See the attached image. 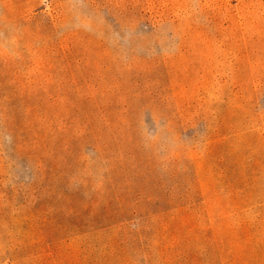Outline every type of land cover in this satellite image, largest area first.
Returning <instances> with one entry per match:
<instances>
[{
	"label": "rangeland",
	"instance_id": "rangeland-1",
	"mask_svg": "<svg viewBox=\"0 0 264 264\" xmlns=\"http://www.w3.org/2000/svg\"><path fill=\"white\" fill-rule=\"evenodd\" d=\"M0 264H264V0H0Z\"/></svg>",
	"mask_w": 264,
	"mask_h": 264
}]
</instances>
